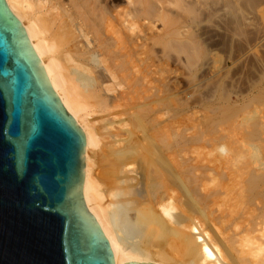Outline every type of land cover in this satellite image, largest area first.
<instances>
[{"label":"bare ground","instance_id":"6f19581e","mask_svg":"<svg viewBox=\"0 0 264 264\" xmlns=\"http://www.w3.org/2000/svg\"><path fill=\"white\" fill-rule=\"evenodd\" d=\"M5 3L84 137L80 204L112 264H170L175 254L186 264H264L262 147H197L195 128L180 140L165 129L164 85L175 81L168 53L182 42L164 3Z\"/></svg>","mask_w":264,"mask_h":264},{"label":"water","instance_id":"95a60500","mask_svg":"<svg viewBox=\"0 0 264 264\" xmlns=\"http://www.w3.org/2000/svg\"><path fill=\"white\" fill-rule=\"evenodd\" d=\"M0 0V264H112L80 204L84 137Z\"/></svg>","mask_w":264,"mask_h":264},{"label":"rangeland","instance_id":"374dc122","mask_svg":"<svg viewBox=\"0 0 264 264\" xmlns=\"http://www.w3.org/2000/svg\"><path fill=\"white\" fill-rule=\"evenodd\" d=\"M160 1L167 18L176 20L182 42V46L172 43L180 52L172 49L168 53L167 69L172 68L168 75L175 81L164 82V94L170 100L164 97L161 111L165 129L182 132L180 140L195 128L199 136L192 142L197 147L254 145L263 151L264 0H147ZM175 55L181 63L174 62ZM260 159L264 162V154ZM168 262L186 264L177 254Z\"/></svg>","mask_w":264,"mask_h":264}]
</instances>
